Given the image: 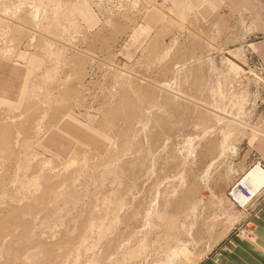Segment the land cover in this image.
I'll use <instances>...</instances> for the list:
<instances>
[{
    "label": "rangeland",
    "instance_id": "rangeland-1",
    "mask_svg": "<svg viewBox=\"0 0 264 264\" xmlns=\"http://www.w3.org/2000/svg\"><path fill=\"white\" fill-rule=\"evenodd\" d=\"M111 1L110 0H105V1L104 0H93L92 1L93 3H91L90 1H87V0H77V2L73 3V6H75V7L77 6V4H82L83 9L90 10L92 12V14L96 17L95 23L92 24V26L89 28V32L91 34H86L85 38L80 37V39L78 38L76 40L78 42V43L76 42L77 47L79 46V48H85L84 50L87 49V51L94 52V59H95L93 61L94 63L92 62V65L86 63V66L88 65L87 68L89 69V70H87V72L90 73V71H91V73L93 72L94 74L90 73L88 75V73H87L85 75V73H83L85 75V77H84V75L81 74L79 77L83 76L84 78L83 77L77 78V76H76V78H75L76 80L73 79L74 78V75H73V76H71L73 79L72 80L70 78V76H68V77L66 76V75H68L67 72L70 73V71H68L69 69H67L65 67V68H63L64 71L62 69V72L60 73V77L58 78L57 81L55 80L54 82H50L51 84L48 83L44 86V87H46L45 89L47 91H49V93L52 95V97L55 96L54 99H56L58 94H62V95L64 94L63 97L65 99V101L62 102L63 107L61 106L60 98H57V100H54V101L51 100L52 105H50V107L48 108V115L45 118V124H46V126H47V123L50 124L47 126L50 129L51 127L55 126V124H57L62 118L68 117L67 115L71 114V116L78 119L79 121H84L87 123V125L92 126L94 129L88 126L89 129H91L97 136L102 137V142L97 141L96 139L94 140V137L89 132L83 130V128H81L77 124L72 123V122H66V123H68V124H66L67 128L72 133L77 135L76 136L77 138H79L85 142H88L92 146V148H94V146H95V149H97L99 152H101L102 155H97V154H94L93 152L87 151V149L83 146H78V148L76 149V152L81 155L85 151H87L88 156L87 155L86 156L88 157V162H92L94 157H96V159H94V161L96 160L99 163L102 161L110 160V162L107 164L109 169H113L115 167H118V166L122 165V163H124V165H125L127 162L126 160H130L133 157V155L137 154L134 152L135 150H137L136 152H138V153L144 152V151L148 152L149 150H151V154L148 157H151L152 155H154L155 158H157L155 161L156 163L158 162L157 163L158 165L155 164V166H156L155 170L156 171L154 170V174L151 175V178H148L149 181L143 186L144 191L143 192L141 191L142 193L139 191V193H135L134 195L130 194L129 197L133 198L132 199L133 202H135L136 200H140L139 197L142 198L143 195L146 197L145 193H147V192H145V189L149 188V184L151 182H154L155 180H158V178L165 176V175H166L165 176L166 178L165 177L164 178L166 179V181L164 179L162 182L163 183L162 185L159 182V185L161 186V188H160L161 190H165L167 188L165 186H169V185H171V183H172V185L173 184H175L176 186L179 185L177 183H174L177 181L179 182V180L177 179L179 174H184L185 179L188 183H196L198 185V189L195 193V194H197V196H195V197L201 196L202 202L198 206V209H197V212L195 213V216H193V217L191 216L190 219H187V223L189 220L190 221L189 223H191V225H192V230L189 232V234L187 236H185V235H183L184 237L182 236L181 239L186 244L181 248V255L179 256V258L174 260L171 264H192V262L194 260H196V258H198L200 255H203L202 258L196 263V264H198L207 254H210L213 250H215V248H217L220 243H223V241L226 237H228L232 234L233 235L237 234V228H239L240 224L243 222V220H245L244 218L246 216L241 209H239L234 204H232V202H231L232 200L228 198L227 192H228V189H229L230 185L232 184V182L236 178L241 176L245 169L252 166L253 160L255 158H261V157H258L259 155L256 152V150L254 148H251L247 134H246L247 136L244 134L236 135L235 137H233V144L237 148L236 154H231L230 151L226 148L225 154L222 157H220V159H218L216 166L210 170L211 172H209L210 174H209L207 181H205V180L202 181L203 177L201 175H203V170L205 169L206 165L209 163V160L211 159L210 156L212 154V150H213L214 146L216 145V143L222 139V134H223L222 130L223 129L222 130L219 129L221 122H216V120L215 121H213V120L204 121L201 118L198 119L196 113H193L195 110V106L191 107L192 108L191 112H188L185 114H182V112H177V110L174 109L171 105L172 100L170 99V97L171 96L173 97L174 95H171L170 92H172V94H173L174 92L176 93V91H177L176 94L174 93L175 97H176V95L179 96V95L184 94V96H185V94H186V95L190 96V99L194 98L193 100L199 101V99L196 100V98L194 97V96H196V97H200V100L202 101L201 98H203V96L206 95V92H207L206 89L209 90L207 92L209 94L211 91L210 89H212V87H214V86L216 87L217 82L219 81L221 84V88H222V89L220 88V90H221V92L223 91L226 96H227V94L229 95V93H232V92H234V93L244 92L245 104H244V109H243V113H242L243 120H245L246 123H248L249 125L258 126L260 129L264 128V36L258 35V34H256V32L254 33V31H256L258 28L255 25H253V23L251 21H248L243 13H236V12L230 11V6H227L225 4H224V6L220 5L218 7L219 8L218 12H216V11H213L211 8H209L208 5H203L201 7L200 13H201V16L205 17L204 19H201V18H200V20L198 18L195 19L194 13H190V14L188 13L185 17L174 16L173 19L170 18L169 20H165L164 22H162V23H166L163 25L164 29H163V32L161 34L162 36L160 37V42L162 41V44H158L159 46L157 47L156 50H154V52H152V51L150 52L149 49H147L149 52L147 51L148 53H146L145 56H143L144 54L141 53L142 51H140V50L146 44L144 41H146L147 39L149 40V35L147 36V34H145V33H142V34L140 33L141 37L139 38V41L136 42L135 44L131 43L130 39L128 38V34H130L132 32L133 28H137L140 30L139 26H137L138 25L137 21L139 18L138 17L139 16V10H138L139 5L136 9V7H134L131 3L129 4V2H125L126 5L124 4L123 7L121 6V8L123 9L122 10L120 8V6H118L119 2H117V1L111 2ZM170 1L169 0H155V3L157 5H159L160 7L167 10L171 6ZM94 2L95 3L97 2L96 5L94 4ZM105 2H107V3H105ZM98 4L100 5V7ZM94 5H95V7H94ZM97 5L99 8L96 7ZM111 6H112V8H111ZM113 6H115V7L117 6V8L119 7L120 10H118L119 8L116 9ZM129 7H130V9H129ZM110 8L112 9V11L108 10ZM221 8H223V9H221ZM104 10H106V11L108 10L109 13L111 12V15L108 16L109 18H111L113 20L112 21L110 19L111 22L113 23L112 25L114 26V27L111 26V28H112L111 30H110L109 25L104 27L105 26V24H103L104 21L109 19V18H107L108 12H106ZM103 13L104 14L106 13L105 18H104L105 15L103 16ZM109 13H108V15H109ZM102 17L104 19H102ZM117 22L119 24L118 26H117ZM139 23H142V22L140 21ZM155 23H157V20L153 21V25H155ZM101 26H103V27H101ZM122 26H124V28ZM106 28H107V30H106ZM126 28H127V30L124 31V29H126ZM130 28H132V29H130ZM101 29H105V30L102 31ZM129 29H130V31H129ZM154 29H155V27H154ZM113 30L114 31L117 30V32L116 31L114 32ZM98 31H100V32H98ZM106 31H107V34H105ZM122 31H124V32L120 33ZM217 31H219V33H217V35H216ZM110 33L112 35L115 34V38H113L114 35L112 36ZM163 33L164 34L166 33V34L164 35ZM229 33H230V35H229ZM94 34H97V36H94ZM109 34L111 37L109 36ZM154 34L155 33H153V35ZM87 36L89 39H87ZM225 37H227V38H225ZM90 38H91V40H90ZM103 38H105V39H103ZM25 39H27V38L25 37ZM25 39H23L21 42H19V44H17L19 46H17L18 48H17L16 54L13 57H8V59L10 58L12 60H16V59L17 60H26L23 57H21L20 54L21 55L24 54L27 56L33 55V53H32L33 49L32 48L29 49V47L26 44L27 41ZM100 39H102L103 41ZM210 39H213L216 41H212ZM2 40H4L5 42L4 41L1 42ZM2 40L0 41V44L2 43L4 45L5 43L8 42L5 39H2ZM194 40H196V42H198V43H196L193 46L192 44H194L193 43ZM23 41H26V43ZM210 42H213V43H210ZM252 43L255 46V48H257V49H253V46H251ZM197 44H199V45L197 46ZM191 45L194 47V49ZM210 45H212V46H210ZM168 46H171V49H170V52L168 55V59H167V61H168L167 64H169L167 66L168 71L165 69L162 71L161 68H163V67L159 66L158 62H156L155 59H156L157 55H159V53H160V55H162L167 49H169ZM1 47L3 48V46H1ZM166 47H167V49L165 50ZM237 48H241L240 49L241 52L244 51L243 53H238V55L240 54L239 57L235 56L234 50ZM98 50H100V51H98ZM150 50H153V49L150 48ZM34 53H37V52L34 51ZM95 53H96L98 59L95 56ZM155 54H156V56H155ZM33 56L34 57L38 56L42 60H43V58L46 60V57L44 54L37 53L36 55L34 54ZM190 56H192V57H190ZM99 57H101V58L99 59ZM102 57H103V59H102ZM148 57L150 59H148ZM187 57L189 60L187 59ZM0 58H6V57L0 56ZM173 58H175V59H173ZM96 59L99 60L100 62L102 61L100 63V65L98 64L99 62L97 63ZM104 59H106L105 61L107 64L109 62H112V63H115L117 65L119 64L118 66H120V67H123V65L126 66L123 68H127L126 70L129 69L132 73H134V74L136 73V75L139 74L136 77H138V76L143 77L144 76V78L150 79V80L157 82V83H159V82L165 83L166 82L165 83L166 87L169 86L168 87L169 90L166 92L165 91L160 92L159 96L157 97L158 99L155 101L156 104L153 103L155 106L148 105L149 103L147 101H144L142 104H140L141 102H139L140 101L139 99L141 96H140L139 90L137 89V87L140 86L138 84L139 82L137 80H136V82L134 81V83L132 84L133 89L123 88V87H121V89H120V87H115V85H114L115 83L111 79L112 76L109 75V73L105 72V69L103 68L104 65H107V64H103V63H105ZM197 59H199V60H197ZM203 59H204V61H203ZM195 60H196V63H195ZM42 62H44V61H42ZM95 62L99 66H101V64H103L101 66L102 68H100L98 65L96 66ZM176 62L178 65H176ZM20 63H22V62H20ZM181 63H184L185 65L187 64V66H183V68H182ZM172 65L174 67H172ZM176 66L177 67L180 66L179 68H181V69L178 70L179 72L177 71ZM196 67H199V68L196 69ZM157 69H158V71H157ZM197 70H198V76L199 75L201 76V83L199 86L193 84V79H194L193 77H194L195 72ZM123 71H125V70H123ZM173 71H176V72L173 73ZM22 72H23V67H19V69L14 70L12 67V64H0V86H1L0 89H1L2 94L4 93L5 95L9 96L11 99L16 98L17 91L19 89L21 79H22ZM125 72H127V71H125ZM103 73H105V74H103ZM42 77H41V79H43ZM64 77L70 78L69 80L71 82L67 81L66 82L67 84L65 83V85H61V84H64V82H65V81L63 82L61 80ZM86 78H87L88 82L86 81ZM38 79H39V77L36 75L35 76L33 75V76L27 78L26 87H24L23 94L19 100L15 101V102H8V101L0 99V120H3V117H5L6 115L24 113V111L26 110L25 107L28 106L29 104H32V105H29L30 106V108L28 110V111H30L29 114H31L34 118L39 114L40 111L37 112V110L35 111L33 109H34V107L41 105V104H39L40 98H43V96L46 93L43 95V94H40V92H38V86L37 85H39V84L36 85ZM41 79H40V81H41ZM79 79H80V81H79ZM167 82H169L170 84L168 83L169 85H167ZM33 84H35V86ZM32 85L34 86L33 88H32ZM134 85H136V86L134 87ZM191 87H201L202 89H200L199 92H196ZM122 88H123V90H122ZM61 90H63V91L61 92ZM121 90L123 91V93ZM41 91H42V89H41ZM127 91H128V93H127ZM129 92L132 94L130 95ZM223 92H222V94H223ZM36 93H38L39 95ZM33 94H34V96H33ZM53 94H55V95H53ZM118 94H120V95H118ZM121 94H123V95H121ZM135 94L137 97L133 96ZM190 94H193L194 96L192 97V95H190ZM189 96H187V98H189ZM208 96L214 97V99H213V101H211L212 98L208 97L209 100L211 99L210 100L211 102H209V100L207 101L208 105L205 103V101H202L207 105V107L210 106L211 108H214V107H212V105L214 106L215 102L218 100L217 102L219 103V105L221 102V105H220L221 107L226 105L228 108V105L225 104L224 102H222L223 100L221 101V100H219V98L217 100H215L216 99L215 96H212L211 93ZM32 97H33V99H32ZM121 97L127 98L129 102L134 104V108H135V110H137V113H139V109H140V112L143 114L142 119H138L137 117H135L129 121L126 120L127 118H125L124 114H123L126 111V107L125 106L123 107L122 104L120 105L119 110L117 109V112L115 114H113L110 119L107 118L106 114L110 110V109L108 110V105H110L109 102L111 101V104H113L114 102L118 101L117 100L118 98L120 99ZM131 97H133V98H131ZM35 99H36V101H35ZM73 99H75V100H73ZM136 99L139 101H137ZM32 100H34V101L32 102ZM135 100L137 102H135ZM201 101H200V103H202ZM34 102H39V103H37V105H36V103H34ZM64 103H65V106H64ZM204 103H202L201 106L206 107V105ZM218 103H216V104H218ZM23 104L25 107L23 106ZM9 106L14 107L12 109V111L8 110ZM57 107H59V109L57 110L56 116L53 119L52 117H50V114L54 115ZM210 107H209V109H210L209 111H213ZM164 112H168L167 113L168 115L171 114V115H169L170 116L169 119H168L169 116H167V114ZM163 113H164V116H162V118L164 120V123H162V118H161L160 125H159V123L156 124L155 119L160 114L163 115ZM27 115H28L27 113H24V117ZM114 116L117 118H115ZM57 118H59V119L57 120ZM68 118H70V117H68ZM172 118H173V120H171ZM56 120H57V122H55ZM166 120L167 121L169 120V121L166 122ZM171 121H173V123H171ZM203 123H205L208 126V127L206 126L207 129L205 131L203 130V126L205 125ZM49 126H51V127H49ZM222 128H224V127H222ZM164 130H165V134H167V136H168V138L166 140L162 139L164 136ZM157 132H162V134H163V136L159 140H155L153 138ZM187 137H189L190 143L192 142L191 144H193L194 150L192 149V152H190V155L186 159V167H185L186 172H184V171L182 172L181 168H183V166H182V164H179V160L183 159L185 154H186L187 148L185 146H187V143H186ZM112 142L114 143V147H113L112 151L110 152L109 150L111 149V146L113 144ZM163 143H165V145ZM39 144H40V146H37V147L35 145H33V149L35 151L41 152L44 156H49L50 153L46 152L44 150L42 138L40 139ZM46 144L49 145L54 151H57L60 156H66L70 152L74 142L72 139H70V138H68V137H66V136H64V135H62V134H60L54 130L53 133H51V135H49V138H48ZM157 145H158V147H157ZM159 145H161V146H159ZM127 147H128V150H126ZM109 152H110V154H109ZM43 155L39 154V157L40 156L42 157ZM169 156H171V158ZM173 157H175V159L173 162H171L170 160H172ZM155 158L153 159V161L155 160ZM158 159L160 160V162ZM164 159H167L169 161H166V160L163 161ZM169 162H170V164H169ZM161 163H162V165H161ZM159 166H162V168H160ZM8 170L12 171V168L10 166H8ZM167 175H168V177H167ZM167 180H168V183H167ZM164 181H165V183H164ZM67 182L70 183L69 180L68 181L65 180V183H67ZM82 183H84V181ZM157 183H158V181H157ZM91 184H92V182H91ZM204 184H206V185H204ZM68 185H70V184H68ZM207 185H209V186H207ZM91 186L92 185H90L89 187H91ZM82 187L84 188V184L81 185L80 187L79 186L77 188L75 187L77 189L76 191L80 192L81 189H83ZM78 190H80V191H78ZM89 190L92 191L93 189L90 188ZM20 191H23V190H19L17 193H20ZM14 194L15 193L11 192L12 196ZM18 195H19L18 197H16V195H15V198L20 197L19 199H21L22 198L20 196L21 193ZM133 196L136 198H134ZM212 196L222 198V202L221 203L216 202V199L212 198ZM13 198H14V196H13ZM211 198L213 200H211ZM30 199L31 198H28L27 201L25 199L24 200L25 202H23L24 205ZM134 199H135V201H134ZM85 201H87V200H83L80 205L79 204L78 205L70 204V206H73V207L76 206V207H74L75 210L72 207H71L72 208L71 209V208H69V206H67L68 207L67 208L66 205H63L65 207L64 209H66V211H64V210L62 211V213H61L62 215H60L61 219H62L61 220V219H57L59 217L55 218V215H51L52 217L49 216L47 219H43L44 216H47L46 215L47 212L45 214V211L42 209V205L44 204V203L42 204V202H44L42 200L40 202L41 205L39 203V205L34 206L35 210H37L36 212H34L35 210H33V212H31V216H29V214L28 215L26 214L25 215L26 217L24 216L25 217L24 219H27L26 220L27 222L25 221V223L29 222V225L26 224L28 226L25 227L26 229L28 228V230H26L25 228H21V231L23 232L25 229L28 233L26 235V237L29 235L28 238H30V237L32 238V235H36L37 237L39 235L40 237L43 236V237H41L42 239L40 238L42 241H43V238L44 239L49 238L48 240H53V237H51V236H57L58 234H56V233H58L59 230L62 231L60 229L61 225L59 227L57 226L58 224L62 223V225L68 226V230H66L64 227H62V229L64 228L63 231L64 230L65 231L70 230L69 233H71V236H72V233L75 230V232L73 233V237H74V235L76 237L75 233L78 230L77 227L80 224L79 222H82L83 219L79 220L81 217L78 219H75L76 217L74 215H77L80 212H82L84 209L89 208V204H87L88 202H85ZM212 201H214V202H212ZM84 202L86 203V205L82 206V205H84ZM158 203L160 204L159 201H158ZM229 204H230V206H229ZM40 206H41V209H39ZM127 206H128L127 209H123L124 212H122L123 211L122 210L120 213L124 214V213H126L127 210L130 211L131 204H130V207H129V205H127ZM76 208H78V209H76ZM224 208H225V210H223ZM229 208L232 211L231 215L238 217L240 214V216L238 217V221L234 222L231 226H230L231 222L228 219V216H229L228 212L229 211L226 212ZM260 208H262V206ZM39 211L43 212L42 214L44 216ZM67 211H69V212H67ZM63 212H65L67 214H65ZM70 212H72V213H70ZM256 212H255V214H256ZM33 213H36V214H33ZM63 214H64V217L67 218L68 220L63 217ZM122 214H120V215H122ZM33 215H35V216H33ZM73 217H75V218H73ZM225 217H227V218H225ZM59 220H61L60 223H59ZM78 220H79V222H78ZM74 221L76 222V224L74 225V223H72L73 224L72 225L71 222H74ZM131 221L133 222V220H131ZM131 221H130V223H131ZM34 222H35V224H34ZM43 222L52 224L53 226L56 225L57 226L56 230H54L55 227H53V226H51L50 229L48 227H45L47 224L45 225ZM55 222L58 224H56ZM67 222L70 225H67L68 224ZM140 222H142V221H140ZM8 223H6V224L9 226V229L11 231L13 228H15L12 231V233H14V234H17V232L21 233V231L19 229H18V231H16V233L14 232L17 228H20L19 226H16L17 228L14 227L15 222L13 224L14 226H11L12 225V224H10L11 222L9 223L10 225ZM25 223H24V221L23 222L21 221V222H19V225H24ZM37 223H39V224L36 225ZM33 224L36 225V228H34ZM41 224L43 225V227ZM16 225H18V223H16ZM31 225L34 228V231H35L34 233L32 232L33 228L31 227ZM10 227H12V229ZM39 227H42V229ZM37 228H39V229L36 230ZM52 228H54V229H52ZM50 230L52 231V234H51V232H49ZM26 231H24V233ZM120 231H123V230H120ZM47 232H49L50 234ZM30 233H32V234H30ZM153 233L154 234L152 235V233L150 232L148 235L149 246L147 247L146 252L143 254L144 256L143 257L139 256V258L137 257V259L135 258L134 261L129 263V264H154V260L156 259V257L159 256V254H156V252H157L156 249L160 248V246L163 244V240L160 238V236L158 234H156L155 232H153ZM155 234L158 235V238H156ZM47 235H48V237H47ZM251 235L252 234L250 232L249 236H251ZM58 236H60V235H58ZM33 237H35V236H33ZM23 238H20L21 241L19 239H16L18 241L13 240V242L10 243L11 245H13L12 249L13 248H15V249L18 248V249L17 250L14 249L15 251L13 253H14L15 257L13 255L10 256V257L13 256L12 257L13 259H11L12 263L11 262L8 263V261H5V263L7 262V264H26L25 263V256H27L29 251L31 252V250L35 251L38 246L30 243L31 245H29V247H32V248L27 247L28 244L22 242ZM14 239H15V237H14ZM150 239H151V242H150ZM158 240H161V242H160L161 245H160ZM14 241H16V244H13ZM19 241L22 242L23 245L20 244ZM123 243L124 244L128 243L126 246H130L132 241L127 239V242H126V240H124ZM25 244H27V246ZM8 245L6 246V248H8V247L10 248L11 245L10 246H8ZM158 245H159V247H158ZM154 249H155V251H154ZM97 251H98V253H96V254L99 255L100 249H98ZM40 254L41 253H39V255ZM5 263L2 260V262L0 264H5Z\"/></svg>",
    "mask_w": 264,
    "mask_h": 264
},
{
    "label": "bare ground",
    "instance_id": "bare-ground-1",
    "mask_svg": "<svg viewBox=\"0 0 264 264\" xmlns=\"http://www.w3.org/2000/svg\"><path fill=\"white\" fill-rule=\"evenodd\" d=\"M89 1L93 3L92 2L93 0H89ZM112 1L119 2L118 6H120V8L121 6L123 7L124 4L126 5L125 2H129V4L131 3L134 7H136V9L139 5L138 0H112ZM71 3H72V0H0V39L1 40L5 39L9 41L12 45V47L10 48L13 49V52H14L18 48L17 46H19L17 44H19V42H21L26 37L27 39L25 40L27 41V43L26 41H23V42H25L30 49L32 48L33 52L36 51L37 53L44 54L46 57V63L44 64L43 67L41 66L42 68H44L45 75L44 74L39 75V78L41 79V76H43L42 77L43 79H41V81H38L39 85H37L38 92H40V94H43V95L45 93L46 94L43 96V98H40V101L36 98L40 103L39 102H34V103H36V105L37 103L41 105L39 106L35 105L36 107H34V109L32 108L35 111L37 110V112L40 111L39 114L38 115L36 114L37 116L34 118L31 114H29L30 111H28L30 108L29 105H32V104H29L28 106H26L27 108L23 104V106L26 109L24 113H27L28 114L27 116L24 117V113L6 115L5 117H3V120H0V263L2 262V260L4 263L5 261H8V263L9 262L12 263L11 259H13L12 258L13 256L15 257L13 252L17 250L18 248L16 247L17 249L15 248L12 249L13 245H11L10 243H12L13 240H16V239L20 240V238L24 237L25 239L23 238L22 242L27 243L28 246L27 244H25L27 247H29V245L31 244L38 246L37 247L38 249L37 248L36 250L34 249L35 251L31 250V252L29 251L28 255L26 254L27 255L25 256L26 264H129L133 262L135 258L137 259V257L139 258V256H142V257L144 256L143 254L146 252V249L149 246L148 235L150 232L152 233V235L154 234L153 232H155L163 240V244H162L163 246L160 243L161 240H158L161 246L160 248H157V249L155 248L157 251L156 254H159V256L157 255L158 257H156V259L154 260V264H171L174 260L179 258V256L181 255V248L186 244L182 241L181 239L182 236L183 235L187 236L189 232L192 230V225L191 223H189L190 222L189 220L187 223V219H190L191 216L192 217L195 216L198 206L202 202L201 196L195 197L197 196V194L195 193L198 189V185L196 183H188L185 179L184 174H179L177 178L179 182L178 181L174 182L175 180L173 181L174 183H177L179 185L176 186L175 184L172 185L171 183V185L168 184L169 186H165L166 185L165 184L164 186L167 188L165 190H161L160 189L161 186L159 185V182L161 183V185L163 184L162 182L166 178L165 177L166 175H165V176L158 178V180H155V181L153 180L154 182H151L149 184V188L148 189L146 188L147 190L145 189V192H147L145 193L146 197L143 195V197L141 196L142 198L139 197L140 200L135 201L134 199L135 202H133L132 200L133 198L129 197L130 194L134 195L135 193H139V191L140 192L144 191L143 186L149 181L148 178H151V175L154 174V170L156 167L155 164L158 163V162L157 163L155 162L157 158H155L154 155H152L151 157H148L151 154V150H149L148 152L144 151L140 153L136 152L137 150H135L134 152L137 154L133 155L132 158L130 157L131 158V159L129 158L130 160H126L127 162L125 165L124 163H122V165L118 167L109 169L107 164L110 162V160L102 161L99 163L96 160L94 161L96 157L93 156L94 157L93 161L88 162V157H87L88 155L86 152H84L81 155L76 152L67 161L63 163H59V162L52 160L51 158L47 156H44L41 152L35 151L33 149V145H35L37 140L49 129L47 126L50 124L47 123V126H46L45 118L48 115V108L50 107V105H52L51 100L54 101V100H57V98H60L61 106H62V102L65 101L63 97L64 94L63 95L58 94L56 99H54L55 96L52 97V95L49 93V91L45 89L46 87L44 86L50 82H54L55 80L57 81L58 78L60 77V73L62 72V69L65 67L69 69L68 71H70V73L67 72L68 73V75H66L67 77L70 76V78L72 79L71 76L74 75V78H73L74 80H76L75 79L76 76L77 78L83 77V76L81 77L79 76L81 74L84 75L83 73H85L86 75L88 73L87 70H89L87 68L88 65L86 66V63L92 65V62L95 60L94 52L87 51V49L84 50L85 48H79V46L77 47L76 45V42H77L76 40L78 38L79 39L80 37L85 38L86 34H91V33L88 32L86 28H84V26L80 23L74 10L72 9ZM96 3L94 2L95 5ZM98 5L96 6L97 8L100 7V5L99 7ZM111 8L108 10L112 11ZM115 8L118 9L119 7L117 8L116 6ZM120 8L118 10H120ZM108 10L107 11L104 10V11L108 12ZM108 13H107V18H109L108 16L111 15V12L109 13V15ZM103 16L105 18L106 13L105 14L103 13ZM104 18L102 17V19ZM196 18L197 17H195V19ZM110 19L111 18L105 20L103 24H105L104 27L109 25L110 30H111L112 29L111 26L112 27L114 26L112 25L113 23L111 22L112 19L111 20ZM164 24L166 23H162L161 26L155 29L153 32L155 34L154 35L152 34L149 37V40L145 42L146 44L140 50L142 51L141 53L144 54L143 56H145V54L148 53L149 51L154 52V50H156L157 47L159 46L158 44H162V41L160 42V37L162 36L161 34L164 29L163 28ZM118 25L119 24L117 22V26ZM122 27L124 28V26ZM101 30L103 31L105 29H101ZM125 30H127V28L124 29V31ZM115 31L117 32V30ZM124 31L120 33H123ZM217 33H219V31L216 32V35ZM105 34H107V31ZM113 35H114L113 38H115V34ZM88 36H87V39H89ZM94 36H97V34H94ZM210 40L216 41L213 39H210ZM3 41L4 40H2L1 42ZM193 43L194 44L192 45L194 46L198 42L194 40ZM210 43H213V42H210ZM8 44L4 46H7L6 48H8ZM198 45L199 44H197V46ZM168 47L169 49H167L166 47L165 50L166 49L167 50L162 55H160L159 53L156 59L154 58L156 62H158V65L163 67L161 68L162 71L164 69L165 70L168 69L167 66L169 64H167L168 63L167 59H168L171 46H168ZM4 48L5 47H3V49ZM150 48L153 50H150ZM147 49H149V51ZM240 49L241 48H237L234 50L235 56L239 57L240 54L238 55V53L244 52V51L241 52ZM4 51L10 52L11 50L7 51V49L6 50L4 49ZM4 51L2 53H4ZM0 55H1V51H0ZM10 55H8V57ZM5 56L7 55L5 54ZM5 56L2 55V57H5ZM95 56L97 57L96 53H95ZM100 58L101 57H99V59ZM148 59L150 58L148 57ZM105 60L106 59H104V61ZM101 62L97 60V63L99 65ZM195 63H196V60H195ZM98 64H96V66ZM103 64H107L106 61ZM103 64H101V66ZM183 64L184 63H181L182 68L183 66H187V64L186 65L185 64L183 65ZM118 65L115 63L109 62L107 65H104L103 68L105 69V72L109 73V75L112 76V78L111 77L110 78L115 83L114 84L115 87H120V89L121 87L133 89L132 84L134 83V81L136 82L137 80L139 82L137 83L140 85L139 87H137V89L139 90L141 97L140 99L138 98L140 101L137 99L136 100L141 102L140 104H142L144 101H147L149 103L148 105L155 106L154 105L156 104L155 101L158 99L157 97L159 96L160 92L162 91L166 92L169 90L168 89L169 86L166 87V84H165L166 82L157 83L150 79L144 78V76L136 77L139 74L136 75V73L135 74L132 73L129 69L126 70L127 68H123V67H126L123 64H122L123 67H120ZM176 65H178L177 62H176ZM101 66L99 67L102 68ZM172 67L174 66L172 65ZM179 67H177V71L181 69ZM197 68L199 67H196V69ZM174 72L176 71H173V73ZM90 73H88V75ZM67 77H64L63 79H61L63 82L65 81L64 84H61V85H65L67 81H70L69 80L70 78H67ZM193 78H194L193 84L199 86L201 83V76L200 75L198 76V70L195 72V75ZM86 81L88 82L87 78H86ZM168 83L169 82H167V85L170 84ZM34 86L32 85V88ZM135 86L136 85H134V87ZM191 88H193L194 91L196 92H199V90L202 89L201 87H191ZM220 88H221V84L218 81L216 87L214 86L212 87V89L209 88L211 90L210 93L212 94V96H215L216 98L215 100H217L218 98L221 101L223 100L222 102L227 104L228 108L224 103L223 104L225 106H222L223 107L222 108L220 106L221 102L219 101L220 102V105H219V103L217 102L218 100H217L215 104L213 103L214 106L212 105V107L214 108H211L209 106L213 111H209L210 109L209 107H207L208 105L207 101L209 100L208 95L210 94V93L209 94L207 93L209 91L208 89H206L207 91L206 95L203 96V98H201L202 101H205L207 105L200 100V97H196L193 94H190V95H192V97L194 96L196 100L199 99V101L193 100L194 98L190 99V96L186 94H185L186 97L184 96V94L179 95V96L176 95L175 97V94L177 93V91L176 93L174 92L175 94L174 93L172 94V92H170L171 90L169 91L171 95H174L173 97L172 96L170 97V99L172 100L171 105L174 109L177 110V112H182V114H185V113L191 112L192 111L191 107L195 106V110L193 113H196L198 119L201 118L204 121H207V120L215 121L216 120V122H221L219 129L220 130L223 129L222 139L216 143V145L214 146L212 150V154L210 156L211 159L209 160V163L207 162L208 164L203 170V175H201L203 177L202 181L204 180L207 181L209 174H210L209 172H211L210 170L216 166L218 159H220V157H222L225 154L226 148L230 151L231 154H236L237 148L233 144V137L239 134H244V135L247 134L248 139H249L254 133L260 132L257 126L249 125L242 118L243 117L242 113H243L244 104H245L244 92H241V93L232 92V93H229V95L227 94L226 96L223 91H222L223 92L222 94ZM62 91L63 90H61V92ZM131 94L132 93H130V95ZM133 96H136V94ZM187 96H189V98H187ZM209 98H212V100L210 99L211 101H213L214 99V97H209ZM117 100L118 101L114 102L113 104H111V101L109 102L110 105H108V110L109 109L110 110L106 114L108 119H110L111 116L117 112V109L119 110L121 104L123 105V107L124 106L126 107V111L123 113L124 117L127 118L126 120L129 121L135 117H137L138 119H142L143 114L140 112V109H139V113H137V110H135L134 108V104L129 102L127 98L121 97L120 99L118 98ZM136 100L135 102H137ZM210 100L209 102H211ZM33 101L34 100H32V102ZM200 101L204 103L206 107L201 106L202 103H200ZM64 106H65V103H64ZM58 109L59 107L56 108L54 115L50 114V117L54 119ZM164 113L167 114L168 112H164ZM164 113L163 115L160 114L155 119L156 124L159 123L160 125L161 123L160 121H161L162 116H164ZM169 115L167 114V116ZM59 118H57V120ZM169 118L170 116L168 117V119ZM57 120L55 122H57ZM171 120H173V118ZM168 121L166 120V122ZM162 123H164L163 118H162ZM171 123H173V121H171ZM206 126H207L206 124L203 126L204 131L207 129ZM222 127H224L225 129ZM162 136H163L162 132H157L153 138L155 140H159ZM167 138L168 136L167 134H165V130H164V136L162 139L166 140ZM186 143H187V146H185L187 148L186 154L183 159L179 160V164H182L184 168V169L181 168L182 172L183 171L186 172L185 171L186 159L190 155V152H192V149L194 150L193 144H191L192 142L190 143L189 141V137L186 138ZM163 144L165 145V143ZM113 147H114V143L111 149L109 150L110 152L112 151ZM126 150H128V147L126 148ZM39 154L43 156L39 157ZM169 157L171 158V156ZM154 158L155 160L153 161ZM174 159L175 157H173L172 160L170 161L173 162ZM165 160L169 161L167 159H164L163 161ZM8 166L12 168V171L8 170ZM159 167L162 168V166H159ZM243 175H245V179L253 178V181L257 186L261 185L264 182V172L260 171V169L257 167L252 168L250 166L249 168L243 171V174L241 175V177ZM65 180L67 181L69 180L70 183L68 182L67 183L70 185L65 183ZM81 181L82 182L84 181V183H82ZM167 183H168V180H167ZM83 184H84V188L82 187L83 188L81 189L82 192L80 190H78L80 192H77L76 188L78 186L80 187ZM90 185L92 186L89 187ZM90 188H92L93 190L90 191L89 190ZM19 190L24 191V192L20 191L21 193L20 196L22 197L21 199H19L20 197L15 198V195L16 197L19 196L18 194L20 193H17ZM11 192L15 193L13 195L15 199L11 195ZM28 198H31V199L24 205L23 203L25 202L24 200L26 199L27 201ZM212 198L216 199V202L218 203L222 202V198H218L216 196H212ZM212 198L211 200H213ZM42 200L44 201L42 202V204L44 203L42 205V209L45 211V214L47 212L46 214L47 216H44L42 214L43 212L39 211L44 216L43 219H47L51 215H55V218L59 217L57 219H61L60 215H62L61 214L62 211L63 210L66 211L63 205H66V207L69 206V208L72 207L74 209V207L76 206L73 207V206H70V204L80 205L83 200H87L85 202H88L87 204H89V208L84 209L82 212H80L77 215H74L76 218L73 217L75 219H78L81 217L79 220L83 219L82 222H79L78 220L80 224L79 225L77 224L78 227L76 226L78 228L77 232L75 233L76 237L75 235L73 237V233L75 232V230L73 231L72 236H71V233H69L70 230L63 231L64 228L68 230V226H64L62 225V223L58 224L56 222L55 223L58 224L57 225L58 227L61 225L60 229L62 231L59 230V232L56 233L60 236L58 235L51 236L53 237V240H48L49 238L48 239L43 238V241H42L41 237L43 236L40 237L39 235L38 237L36 235H32V238L31 237L28 238L29 235L26 237V235L28 234L26 230H28V228L26 229L25 227L29 225V222L25 223V221L27 220V219H24L26 217L25 215L29 214V216H31V212L35 210L34 206L39 205V203ZM158 201L160 202V204L158 203ZM85 202H84V205L82 206L86 205ZM129 203L131 204V207ZM127 205H129L130 211L125 210L126 213L124 214L120 213L123 209H127L128 207ZM39 209H41V206L39 207ZM223 210H225V208ZM36 211L37 210H35L34 212ZM122 212H124V210ZM226 212L229 213L228 219L231 222L230 226L234 222L238 221V217L240 216V214L238 217L231 215L232 211L230 210V208ZM119 213L122 215H120ZM33 214H36V213H33ZM244 214L246 216L245 212ZM63 217H64V214H63ZM61 220H59V223ZM131 220H133V222ZM21 221L22 222L24 221L25 224L19 225V222ZM75 221L71 222V224L74 223L75 225L76 224ZM8 222L9 223L11 222L10 223L12 224L11 226L15 225L14 227L16 226L20 227V228L16 227L17 229L14 231L15 233L16 231H18V229L21 231V228H25L26 230L24 229V231H26L25 232L26 234L24 233V231L23 232L21 231V233L17 232V234L12 233V231L15 228L12 229V227H10L12 229L11 231L9 229V226L6 224ZM16 223H18V225H16ZM38 224L39 223H37L36 225ZM44 224L45 225L47 224L45 227H48L49 229L51 228V226H53L52 224H49L46 222ZM36 225H34V228H36ZM67 225H70V224L68 223ZM57 226L54 225L53 227H55V229L54 228L52 229L56 230ZM31 227L33 228L32 225ZM42 227H39V228L42 229ZM62 227L64 228L62 229ZM34 228L32 230L33 233L35 232ZM39 228H37L36 230H38ZM51 230L49 232H51L52 234ZM120 230H123V231H120ZM158 235H156V238H158ZM127 239L131 240L133 244L131 243L130 246H126L129 242L127 244H124L123 242L124 240H126L127 242ZM16 241H14L13 244H16ZM22 242H20V244L23 245ZM150 242H151V239H150ZM7 245L8 246L11 245L10 248L9 247L6 248ZM29 248H32V247H29ZM98 249H100L99 255L96 254L98 253L97 251ZM39 253L41 254L39 255ZM11 255L13 256L10 257ZM202 256L203 255H200L198 258H196V260H194L192 264H196L202 258ZM5 264H7V262Z\"/></svg>",
    "mask_w": 264,
    "mask_h": 264
},
{
    "label": "crops",
    "instance_id": "crops-1",
    "mask_svg": "<svg viewBox=\"0 0 264 264\" xmlns=\"http://www.w3.org/2000/svg\"><path fill=\"white\" fill-rule=\"evenodd\" d=\"M89 1V0H87ZM139 1V18H138V25L140 30L137 28H133L132 32L128 34V38L130 42L135 44L139 41L141 37L140 33H145L149 37L153 34V30L157 29L162 22L165 20H169L170 18L173 19L174 16L176 17H185L188 13H194V17L198 19H204V16H201V7L203 5H208L213 11L218 12L220 5H227L230 6V11L236 13H243L248 21H251L253 25H255L258 29L256 34L264 36V0H169L171 6L166 10L155 3V0H138ZM77 2V0H72L71 6L74 10L76 16L78 17L80 23L86 28L89 32V28L92 24L95 23L96 17L92 14V12L88 9H83L82 4H77V6H73V3ZM223 9V8H221ZM146 10V11H145ZM145 11V12H144ZM142 15V16H141ZM98 18V17H97ZM157 20V23L153 25V21ZM142 23H139V22ZM155 27V29H154ZM148 40V39H147ZM146 40V41H147ZM144 41V42H146ZM11 43L8 41L6 44ZM254 43V42H253ZM253 49L255 46L253 45ZM4 44V45H6ZM8 44V48L5 47L4 49L7 51L11 50L10 52L4 51L1 47V57L2 55L6 58H0V64H12L14 70L19 69V67H23L22 72V79L17 91V95L15 99H11L9 96L1 93L0 89V99L5 100L8 102H15L20 99L23 94L24 87H26L27 78L36 75L44 74V64L46 60L39 58L38 56H33L36 53L32 52L33 55H21L26 60H12L8 59L9 57H13L16 54L17 49L13 52L12 45ZM2 46V44H1ZM30 49V48H29ZM4 53H2L3 51ZM14 53V54H13ZM44 61V62H42ZM22 62V63H20ZM42 66V67H41ZM43 69V70H42ZM43 71V72H42ZM40 73V74H39ZM45 75V74H44ZM42 77V76H41ZM40 81V78L38 79ZM38 81L36 85L38 84ZM35 85V84H33ZM1 88V86H0ZM14 107L9 106V110H12ZM68 117L62 118L55 126L51 127L44 133L35 143V146H40L39 142L42 138V143L44 150L49 152L50 155L47 156L52 160L63 163L67 161L74 153H76V149L78 146H83L87 149V151L93 152L97 155H102L97 149L92 148V146L79 138H77L74 133H72L68 128V123L72 122L83 128V130L89 132L93 137L94 140L102 142V137L97 136L89 127L93 128L92 126L87 125L84 121H79L78 119L71 116V114L67 115ZM64 124V125H63ZM89 126V127H88ZM258 127V126H257ZM94 129V128H93ZM260 132L254 133L249 138V143L251 148H254L258 153V157H261V161L264 163V128L260 129ZM56 131L70 139L73 140L74 144L70 150V152L66 156H60L57 151H54L49 145H47V140L49 135ZM113 143V142H112ZM113 146V144H112ZM111 146V147H112ZM87 151H85L87 153ZM257 157V156H256ZM245 219V218H244ZM244 221V220H243ZM247 226L251 232V236L246 235L244 231L239 230L237 234H232L226 237L223 243H220L215 250H213L210 254H207L198 264H264V205L260 208L254 216L248 220ZM239 229H243V222L240 224Z\"/></svg>",
    "mask_w": 264,
    "mask_h": 264
},
{
    "label": "built area",
    "instance_id": "built-area-1",
    "mask_svg": "<svg viewBox=\"0 0 264 264\" xmlns=\"http://www.w3.org/2000/svg\"><path fill=\"white\" fill-rule=\"evenodd\" d=\"M251 167H257L260 171L264 172V163L259 158L253 160ZM227 194L233 204L246 213L245 220L243 221V229L237 228V232L242 230L246 235H249L248 220L264 205V182L257 186L253 178L245 179V175L242 177L239 176L232 182Z\"/></svg>",
    "mask_w": 264,
    "mask_h": 264
}]
</instances>
